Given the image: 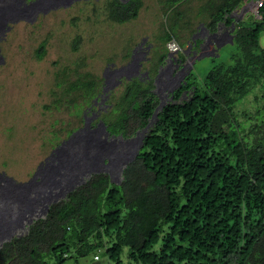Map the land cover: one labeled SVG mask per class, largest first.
<instances>
[{"label":"trees","instance_id":"trees-1","mask_svg":"<svg viewBox=\"0 0 264 264\" xmlns=\"http://www.w3.org/2000/svg\"><path fill=\"white\" fill-rule=\"evenodd\" d=\"M110 1L109 16L121 23L142 5ZM218 1L208 24L230 27L229 13L244 0ZM258 14L234 23L231 63L172 92L121 181L91 174L51 203L27 233L4 241L0 264H61L90 253L100 260L101 252L109 264H264V4ZM44 51L42 44L38 56ZM95 83L76 80L69 88L87 100L97 93ZM153 87L152 77L126 80L98 119L114 107L120 115L105 120L107 129L134 134L159 102ZM186 87V99H179Z\"/></svg>","mask_w":264,"mask_h":264},{"label":"rangeland","instance_id":"rangeland-1","mask_svg":"<svg viewBox=\"0 0 264 264\" xmlns=\"http://www.w3.org/2000/svg\"><path fill=\"white\" fill-rule=\"evenodd\" d=\"M141 1L138 15L122 23L109 16L107 3H113L110 0H77L38 13L32 20L18 18L9 22L0 35V52L3 54L0 59V172L19 181L28 180L41 162H44L41 167L45 166L47 157L58 146L57 142L67 137L70 129L74 132L82 124L83 108L91 98L83 100L80 89H70L71 81L95 78L96 92L100 91L105 67L109 63L116 66L125 63L134 45L142 38L151 45V59L155 63L165 52L169 37L185 42L195 25L210 19L211 4L220 2ZM255 18L256 14L246 11L243 19L249 22ZM259 39L264 45V31ZM74 41L78 42L76 48ZM229 42L222 44L218 52L197 58L186 75L187 81L201 82L204 73L212 67L231 63L230 53H237V47ZM42 44L45 51L38 57L37 51ZM139 49L150 53L146 46ZM146 55L136 51L134 66ZM124 78L127 77L113 85L108 99L114 101L119 97L125 87ZM155 90L161 95L159 89ZM251 98L252 94H247L244 103L247 105ZM107 100H99L90 108L83 122L89 124L91 117L90 122L95 125L101 115L98 114L109 105ZM91 111L97 115L93 116ZM119 115L120 111L113 107L103 119L108 121ZM142 133L139 142L146 131ZM121 177L122 173H119L117 179L121 180ZM20 230L26 232L24 228ZM61 264L109 263L101 252L100 260H94L90 253L86 257L66 258Z\"/></svg>","mask_w":264,"mask_h":264},{"label":"bare ground","instance_id":"bare-ground-1","mask_svg":"<svg viewBox=\"0 0 264 264\" xmlns=\"http://www.w3.org/2000/svg\"><path fill=\"white\" fill-rule=\"evenodd\" d=\"M74 1L76 0H0V31L6 29L8 22L15 21L18 18L32 20L38 13H45L57 6H67ZM121 1L126 2L127 0ZM231 16L233 15L231 14ZM235 22L237 21H234L230 25H234ZM196 27L195 25L194 29L189 31L185 38V43L190 42V33ZM202 29L204 30L205 27H202ZM224 30H230V28L223 27L222 31ZM234 32L233 28V32L227 33V38L229 36V39L216 42L214 49L217 50L226 42H232L235 35ZM196 37V34H193L191 38L192 42L182 50L185 59L181 60V57H178L175 61L173 60L176 66L175 71L172 68V60H170V64L168 63L164 67L161 64L165 63V58L167 60L169 57L172 58L175 55L181 56L183 45H181L180 51L174 54H171L165 47V52L161 53L154 63L159 66L153 77L149 73L154 69L153 65L151 66L152 63H150L152 62V52L148 44L145 43L144 38L134 45L132 54L125 63L121 62L122 64L119 66L109 63L105 67V78L101 86V92H97L91 99V102L89 101L90 103L84 107L83 119L86 112L90 108H93L99 100H107L110 97L109 91L103 89L113 87L116 83L119 84L123 77H127L124 80H130L134 77L140 79L152 77L154 83L152 90L158 96L159 102L149 117L148 123L141 129L136 130L133 135L123 137L119 133L115 138L114 136L109 138L102 120L97 121L95 126H91L85 121L83 122V127H78L74 132H71L68 138H64L59 142L58 146L47 157L45 166L42 168L41 165L44 162H41L28 180L19 181L0 172V246H2L4 241L11 239L13 236H21L23 233L19 232L20 229L24 228L27 232L29 225L34 219L45 215L51 203L58 201L57 199L61 196L64 197L66 193L84 183L86 178L90 177L91 174L106 172L111 181H120L117 179V175L122 173L127 163L138 154L143 143V140L139 142L140 134H143L142 131H148L149 127L156 121L159 110L167 102L164 96L172 98V92L180 84L186 82L185 76L189 73L194 61L204 55L203 51H201V42L197 43ZM211 39L214 40L215 38L207 36L204 39V45L210 43ZM196 44L197 47H193ZM141 46H146L147 49H150V53L146 50H140ZM136 51L147 55L141 59L140 64L137 63L134 66ZM168 55L170 56L168 57ZM185 66H187V70ZM170 68H172L171 71H169ZM161 69L162 73H160ZM179 70L180 72H178ZM168 72L172 77H168ZM134 74L135 76H132ZM107 82L108 85H105ZM155 88L159 89L161 95L156 92ZM162 90H167V93L162 94ZM185 94L186 92L182 91L179 99H186ZM107 102L109 101L107 100ZM110 105L111 103L109 102L108 107ZM91 113L93 116L97 115L94 111H91Z\"/></svg>","mask_w":264,"mask_h":264},{"label":"clouds","instance_id":"clouds-1","mask_svg":"<svg viewBox=\"0 0 264 264\" xmlns=\"http://www.w3.org/2000/svg\"><path fill=\"white\" fill-rule=\"evenodd\" d=\"M27 1V0H26ZM77 1V0H76ZM109 3H107V5H108ZM142 6V5H141ZM246 11H252L254 14H256V17H259L260 15L258 14V7H256L255 6V3L252 1V0H244V3L239 7V8H237L236 10H232L230 13H229V15L231 16V14L233 15L232 17H233V20L234 21H237L238 19H243V17H244V14H245V12ZM109 14V13H108ZM24 19V18H23ZM26 20V19H25ZM233 23V22H232ZM231 23V24H232ZM10 25V23L8 22L7 23V25H6V29H7V26H9ZM202 25V27H205V29L203 30H201V28L202 27H200V26ZM197 27H196V29L195 30H193L192 31V34L190 35V42H187V43H185V42H183V43H181L180 41H177L176 39H175V37L173 36V37H171V38H169V39H167L166 40V43H165V45H166V49L171 53V54H174V53H176V52H178V51H180V49H181V45H183V48L181 49V53H182V50L184 49V48H186L187 47V45L188 44H190L191 42H192V40H191V38H192V35L193 34H196V41H197V43H200L201 42V48H202V50L201 51H203V53H204V55L206 54V53H209V52H211V53H216V52H218L219 51V49H220V47L217 49V50H215L214 49V46H215V43L216 42H221V41H223L224 39H228L227 38V33L228 32H233V28H234V25H230V27L228 26V25H226L225 23H224V21H218L216 24H215V27L214 28H212V26H210L209 24H208V21L207 22H200L198 25H196ZM228 27V28H230V30H224V31H222L221 29H220V27ZM5 29V30H6ZM3 33V31H0V35ZM233 34V33H232ZM213 36L215 39H214V41L211 43V44H207V45H204V37L205 36ZM170 41H175L176 43H177V45H178V48L177 49H175V50H170L169 49V47H168V45H167V43L168 42H170ZM145 43H147L148 44V42L145 40ZM228 42H226L225 44H227ZM230 43V42H229ZM224 45V44H223ZM222 45V46H223ZM148 46L151 48V45L150 44H148ZM221 46V47H222ZM193 47H197V44H196V46L195 45H193ZM190 49H193V48H190ZM44 53V52H43ZM43 55V54H42ZM38 56V55H37ZM170 55H168V57H169ZM39 57V56H38ZM41 57V56H40ZM167 57V58H168ZM178 57H181V60H183V59H185V56H184V54L182 53L181 54V56H172V58H170L169 57V59H167L166 60V58H165V63L164 64H161L163 67L166 65V64H170V60H176V58H178ZM3 58V54H1V52H0V59H2ZM154 61V59L152 60V62ZM174 61L171 63V64H173V67L172 68H174V70L173 71H175L176 70V66H175V63H174ZM152 62H150V63H152ZM152 65H153V67L154 68H156V70H154V74H153V77L155 76V74H156V72H157V67L159 66V65H155L154 63H152ZM186 67V70H187V66H185ZM172 68H170V70L169 71H171V69ZM163 69V68H162ZM162 69H161V72L160 73H162ZM151 72V71H150ZM149 72V73H150ZM178 72H180V70L178 71ZM178 72H177V74H178ZM152 73V72H151ZM189 73H190V71H189ZM188 73V74H189ZM103 76V83H104V72H103V74H102ZM161 75V74H160ZM169 76H171L170 74H169V72H168V77ZM172 77V76H171ZM185 79H186V76H185ZM190 81V80H189ZM185 83H188V81H187V79H186V82ZM185 83H183V84H185ZM105 85H108V82L105 84ZM104 85V86H105ZM103 86V87H104ZM180 86V85H179ZM178 86V87H179ZM111 88L112 87H108V88H106V89H103V90H107V91H109V93L111 92ZM166 89V88H165ZM177 89V88H176ZM186 90H189L188 89V87H186L185 89H183L182 91H184V92H186ZM165 91V90H164ZM164 91L162 90L161 92H162V94H164ZM185 97H186V95H184ZM165 99H171V98H169V97H165ZM109 100V99H108ZM111 105H112V103H111ZM110 105V106H111ZM107 112H105L104 114H106ZM103 114V115H104ZM103 115H102V117H100V119L99 120H102L103 122H104V124H105V127H106V130H107V132H108V137L109 138H112L113 136H114V138L116 137V135H118L117 133H114V134H112L108 129H107V124H106V122H105V120L103 119ZM82 117H83V115H82ZM90 119H91V117H90ZM90 119H89V124L91 125V126H95V125H93L91 122H90ZM88 120V119H87ZM99 120H98V122H99ZM83 125V123L80 125V126H82ZM79 126V127H80ZM77 129V128H76ZM75 130V129H74ZM71 134V133H70ZM69 134V135H70ZM68 135V136H69ZM133 135V134H132ZM67 136V137H68ZM131 136V135H130ZM67 137H65V138H67ZM124 137V136H123ZM128 137V136H127ZM64 139V138H63ZM62 140V139H61ZM60 140V141H61ZM59 144V143H58ZM57 144V145H58ZM37 168V167H36ZM36 170V169H35ZM34 170V171H35ZM123 172V171H122ZM106 173V172H105ZM33 174V173H32ZM7 176H9V175H7ZM122 178H123V176L121 177V180H122ZM110 179V178H109ZM120 180V181H121ZM46 215V214H45ZM44 215V216H45ZM44 216H41V217H44ZM37 218H39V217H37ZM36 218V219H37ZM35 220V219H34ZM33 223V222H32ZM29 229V228H28ZM19 231H21V230H19ZM24 231V230H23ZM25 233H27V232H23V234H25ZM22 234V235H23ZM99 258H97V255H94V260H98Z\"/></svg>","mask_w":264,"mask_h":264},{"label":"built area","instance_id":"built-area-1","mask_svg":"<svg viewBox=\"0 0 264 264\" xmlns=\"http://www.w3.org/2000/svg\"><path fill=\"white\" fill-rule=\"evenodd\" d=\"M255 3L256 7H259L260 5L264 4V0H252ZM170 50H175L178 48V45L175 41H170L167 43Z\"/></svg>","mask_w":264,"mask_h":264}]
</instances>
